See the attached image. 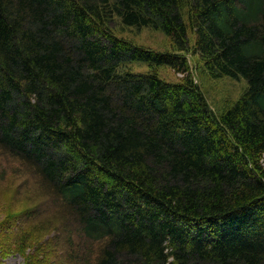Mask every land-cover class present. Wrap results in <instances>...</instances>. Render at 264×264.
Segmentation results:
<instances>
[{"label": "trees", "instance_id": "16d2710c", "mask_svg": "<svg viewBox=\"0 0 264 264\" xmlns=\"http://www.w3.org/2000/svg\"><path fill=\"white\" fill-rule=\"evenodd\" d=\"M190 49L247 83L221 115ZM0 152L53 202L65 264H264V0H0Z\"/></svg>", "mask_w": 264, "mask_h": 264}, {"label": "rangeland", "instance_id": "374dc122", "mask_svg": "<svg viewBox=\"0 0 264 264\" xmlns=\"http://www.w3.org/2000/svg\"><path fill=\"white\" fill-rule=\"evenodd\" d=\"M114 31L119 37L145 48L172 50L171 40L162 31L149 27H126L118 20L114 23ZM190 39L192 46V32ZM186 57L193 78L215 114L221 115L246 89L247 83L243 79L211 77L192 49ZM130 68L134 72L151 69L144 63H133ZM156 71L162 79L170 82L180 81L183 76L170 66L158 67ZM52 204L35 175L17 159L0 152V264L66 263L67 249L54 230L60 218ZM21 214L31 217L19 226L16 217Z\"/></svg>", "mask_w": 264, "mask_h": 264}]
</instances>
